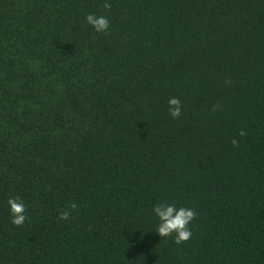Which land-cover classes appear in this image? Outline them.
<instances>
[{"label":"trees","instance_id":"16d2710c","mask_svg":"<svg viewBox=\"0 0 264 264\" xmlns=\"http://www.w3.org/2000/svg\"><path fill=\"white\" fill-rule=\"evenodd\" d=\"M108 3L0 0V264H264V0Z\"/></svg>","mask_w":264,"mask_h":264},{"label":"clouds","instance_id":"9594fccd","mask_svg":"<svg viewBox=\"0 0 264 264\" xmlns=\"http://www.w3.org/2000/svg\"><path fill=\"white\" fill-rule=\"evenodd\" d=\"M104 9L107 11L111 5L108 0H104ZM85 22L92 27L97 34L107 33L110 29V22L107 15H97L90 13L85 16ZM181 102L178 98L172 97L168 100V113L172 119H176L181 115ZM240 135L245 133L242 131ZM236 141H233L235 144ZM8 210L13 226H23L28 217L25 203L19 197L9 198L7 201ZM75 208L76 205H70ZM152 214L157 220L156 234L159 238H165L175 234L177 241H183L191 237L193 228L192 221L197 215V211L190 205H177L168 201H160L153 205ZM69 212L64 211L60 214L61 220H67Z\"/></svg>","mask_w":264,"mask_h":264}]
</instances>
